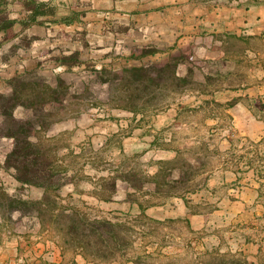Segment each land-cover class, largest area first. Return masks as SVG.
<instances>
[{"label":"rangeland","instance_id":"obj_1","mask_svg":"<svg viewBox=\"0 0 264 264\" xmlns=\"http://www.w3.org/2000/svg\"><path fill=\"white\" fill-rule=\"evenodd\" d=\"M36 2L45 4L44 15L31 19L27 0H0L2 16L17 20L0 33V94L16 99L14 118L34 125L31 140L57 171L59 187L17 182L5 166L13 140L0 136V264H251L239 248L248 239L264 241V213L237 223L236 216L212 214L217 191L145 198L139 144L156 126L154 137H176L181 145L188 139L195 160L210 166L223 143L242 145L236 157L255 166L264 206V135L245 139L237 121L248 120L232 115L253 110L264 125V102L217 101L234 89L218 85L216 70L179 48L166 56L155 54L154 44L138 50L143 41L114 35L121 23L106 22L91 0ZM186 169L188 179L201 175ZM203 178L192 189L205 190ZM129 182L138 189L129 192ZM190 186L164 184L172 191ZM182 204L211 214L193 221L164 214ZM80 220L109 222L112 230L101 228L99 237L101 230Z\"/></svg>","mask_w":264,"mask_h":264},{"label":"crops","instance_id":"obj_2","mask_svg":"<svg viewBox=\"0 0 264 264\" xmlns=\"http://www.w3.org/2000/svg\"><path fill=\"white\" fill-rule=\"evenodd\" d=\"M91 1L98 14L108 15L106 19L103 18L106 22L121 23V30L115 31L114 35L143 41V46H139L138 50H147L152 47L147 44H154V53L166 56L174 53L173 48H179L187 54L193 52L197 60L211 66L218 73V85L226 93L234 89L230 97L223 99L222 96L226 94H220L217 101L239 98L237 102H264V0ZM191 43L196 46L191 48ZM232 113L236 120H248L237 121L238 131L245 139L257 142L263 137L264 125L256 121L253 110L243 109L235 113L233 110ZM159 130L155 126L151 131L157 135ZM154 136H144L139 144L143 158L139 164L140 175L143 176L139 191L145 194V198L193 199L200 197V192L212 194L217 191L218 208L212 214L236 216L234 223H237L243 216L264 213L255 166H246L244 161L236 157L242 145L223 143L219 148L220 159L210 166L208 162L204 164L197 158L195 160L194 149L188 139L181 145L176 137L162 141ZM187 167L198 168L201 175L194 177L190 174L188 179ZM203 176L205 190L192 189V184ZM163 177L164 180L160 179ZM181 181L185 185L189 183L190 188L172 191L164 187V184L174 185ZM127 186L129 192L138 189L131 182ZM208 196L205 195V198ZM153 208H161L163 212L165 209H148ZM172 212L187 215L191 221L201 219L197 218L199 214L209 213L189 212L186 204L164 214ZM239 251L251 264L264 263V241L245 240Z\"/></svg>","mask_w":264,"mask_h":264},{"label":"trees","instance_id":"obj_3","mask_svg":"<svg viewBox=\"0 0 264 264\" xmlns=\"http://www.w3.org/2000/svg\"><path fill=\"white\" fill-rule=\"evenodd\" d=\"M44 5L43 2L37 3L36 0H27L24 8L29 12L28 17L35 19L36 16L44 15L40 9ZM16 22V19L2 16L0 11V33L10 32ZM14 36L12 34L9 37ZM138 71L141 70L134 69L135 76H138ZM12 98L0 94V110L4 116L3 121L0 123V136L9 137L13 140V147L6 155L5 166L14 169L15 180L22 185H33L42 187L45 190L56 189L59 187V184L55 183V179L58 178L57 171L52 168V164L47 160L48 157L31 140L34 125L30 122H22L12 115L11 109L15 106L16 101L13 98L14 102L10 104ZM23 205L26 207V204ZM80 222L84 225L87 224L94 233L101 230L99 237L103 235L101 228L107 232L112 230V225L109 222L95 221L88 223L86 220H80ZM72 225H75L74 221Z\"/></svg>","mask_w":264,"mask_h":264}]
</instances>
